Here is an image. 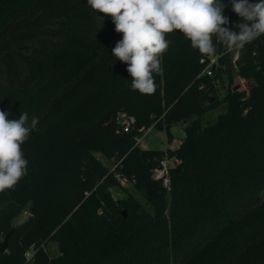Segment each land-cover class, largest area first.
Wrapping results in <instances>:
<instances>
[{
  "label": "trees",
  "instance_id": "1",
  "mask_svg": "<svg viewBox=\"0 0 264 264\" xmlns=\"http://www.w3.org/2000/svg\"><path fill=\"white\" fill-rule=\"evenodd\" d=\"M99 15L87 0H0V110L39 121L22 146L27 174L0 193V237L14 228L0 264H264V35L235 63L216 42L209 76L183 34H166L156 91L141 95L112 54L122 34ZM120 113L135 117L130 131ZM178 123L176 149L137 142ZM163 159L168 187L152 177ZM119 178L131 188L115 198Z\"/></svg>",
  "mask_w": 264,
  "mask_h": 264
},
{
  "label": "clouds",
  "instance_id": "2",
  "mask_svg": "<svg viewBox=\"0 0 264 264\" xmlns=\"http://www.w3.org/2000/svg\"><path fill=\"white\" fill-rule=\"evenodd\" d=\"M87 5L103 14L102 20L111 17L115 31L122 34L112 54L127 65L130 87L141 95L156 91L155 75L162 72V54L172 43L166 34L178 30L208 57L216 55V42L238 54L264 35V0H231V10L240 17L234 27L228 26L222 0H87ZM38 123L27 112L8 119L0 110V193L12 190L27 174L22 146Z\"/></svg>",
  "mask_w": 264,
  "mask_h": 264
},
{
  "label": "rangeland",
  "instance_id": "3",
  "mask_svg": "<svg viewBox=\"0 0 264 264\" xmlns=\"http://www.w3.org/2000/svg\"><path fill=\"white\" fill-rule=\"evenodd\" d=\"M235 86L240 85L239 89H243L247 87V81L239 76H235ZM225 92V89H221V94ZM226 110V105L223 104L219 108L212 110L208 118L203 120L204 123L209 122V120H215L216 117L223 111ZM184 123L173 124L170 128L159 127V126H150L148 129H144L139 135L140 146L145 150H167L169 148L176 149L179 147L181 141L185 136ZM101 160L107 165L110 164V161L107 160L104 156L100 155ZM120 185L114 186L111 188L112 193L115 198L121 197L124 195L122 187H130V183H128L125 179H118ZM122 186V187H121ZM30 215L29 209L26 208L21 215L16 219L15 223H21L25 221ZM49 247L54 254L57 250V245L55 242L51 241L49 243Z\"/></svg>",
  "mask_w": 264,
  "mask_h": 264
},
{
  "label": "built area",
  "instance_id": "4",
  "mask_svg": "<svg viewBox=\"0 0 264 264\" xmlns=\"http://www.w3.org/2000/svg\"><path fill=\"white\" fill-rule=\"evenodd\" d=\"M251 2H257V0H251ZM224 51H226L225 46L222 44ZM227 52V51H226ZM224 52H216L215 56L208 57V56H202L200 62L204 65L203 68V73L209 76L214 75V70L218 66H220V57L222 56ZM233 53V62L235 63L236 60L239 57V53L237 54L236 52H230ZM201 87H205L203 84ZM119 122L123 126L124 131H130L133 125L136 122V119L132 115H128L127 113H120L119 114ZM141 139L138 138L137 142H140ZM176 162H179V159H175ZM169 159H163L161 161V164L157 167L154 168L152 177L155 180H161L163 185L165 187H168L169 185ZM27 256H31V252L27 253Z\"/></svg>",
  "mask_w": 264,
  "mask_h": 264
},
{
  "label": "water",
  "instance_id": "5",
  "mask_svg": "<svg viewBox=\"0 0 264 264\" xmlns=\"http://www.w3.org/2000/svg\"><path fill=\"white\" fill-rule=\"evenodd\" d=\"M258 2V0H257ZM240 87V85H236L234 87V89H238ZM124 215L126 216L127 215V212L124 211ZM14 232V228H12L6 235L4 238H1L0 237V253H4L6 251H8V247H9V239H10V236L12 235V233Z\"/></svg>",
  "mask_w": 264,
  "mask_h": 264
}]
</instances>
